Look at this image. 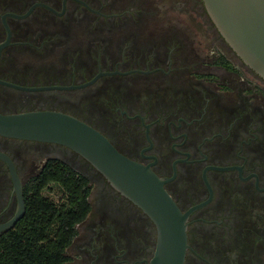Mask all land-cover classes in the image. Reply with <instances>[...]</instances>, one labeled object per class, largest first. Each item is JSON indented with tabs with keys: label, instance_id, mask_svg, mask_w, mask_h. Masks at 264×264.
I'll return each mask as SVG.
<instances>
[{
	"label": "flooded vegetation",
	"instance_id": "flooded-vegetation-1",
	"mask_svg": "<svg viewBox=\"0 0 264 264\" xmlns=\"http://www.w3.org/2000/svg\"><path fill=\"white\" fill-rule=\"evenodd\" d=\"M186 1L192 27L182 38L167 20L175 7L159 13L154 0H0V112L71 114L149 166L190 211L185 264H264V79L203 1ZM0 153L23 194L50 160L89 180L91 209L59 264H150L153 222L82 156L2 136ZM16 213L0 158V227Z\"/></svg>",
	"mask_w": 264,
	"mask_h": 264
},
{
	"label": "water",
	"instance_id": "water-1",
	"mask_svg": "<svg viewBox=\"0 0 264 264\" xmlns=\"http://www.w3.org/2000/svg\"><path fill=\"white\" fill-rule=\"evenodd\" d=\"M218 31L234 53L264 79V0H202ZM0 136L63 145L88 161L122 196L153 222L156 245L150 264H185L187 219L149 166L122 154L100 131L56 110L0 112ZM17 197V213L0 227L15 225L25 214L22 184L13 161L0 153ZM215 169H224L213 167Z\"/></svg>",
	"mask_w": 264,
	"mask_h": 264
},
{
	"label": "trees",
	"instance_id": "trees-1",
	"mask_svg": "<svg viewBox=\"0 0 264 264\" xmlns=\"http://www.w3.org/2000/svg\"><path fill=\"white\" fill-rule=\"evenodd\" d=\"M57 185L66 198L55 202L43 194ZM89 180L58 160H50L24 188L26 212L0 235V264H59L76 234L75 225L91 209Z\"/></svg>",
	"mask_w": 264,
	"mask_h": 264
},
{
	"label": "rangeland",
	"instance_id": "rangeland-1",
	"mask_svg": "<svg viewBox=\"0 0 264 264\" xmlns=\"http://www.w3.org/2000/svg\"><path fill=\"white\" fill-rule=\"evenodd\" d=\"M187 1L186 0H154L155 4V9L158 10L159 13H167L168 8L174 6L175 7V12L169 14L170 16L167 18L168 21H172V19H175L176 25L178 29H176L179 32V36L188 37L190 36L189 33V27H192L190 25L189 18L187 15L184 13L185 11L183 10L184 5H186ZM168 14L165 15L164 18L167 17ZM163 18V19H164ZM172 25V24H171ZM174 26V25H173ZM28 176L24 175V180L28 181ZM52 188L49 190H44L43 194L50 199L54 200L55 202H61V196H62V191L59 190L57 185H51ZM94 187V193L96 194L98 191L97 185H93ZM65 199V198H64Z\"/></svg>",
	"mask_w": 264,
	"mask_h": 264
}]
</instances>
